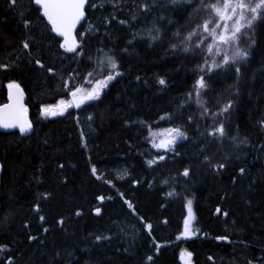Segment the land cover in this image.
Here are the masks:
<instances>
[{
  "label": "trees",
  "instance_id": "1",
  "mask_svg": "<svg viewBox=\"0 0 264 264\" xmlns=\"http://www.w3.org/2000/svg\"><path fill=\"white\" fill-rule=\"evenodd\" d=\"M212 1L88 0L67 53L32 0H0V105L18 85L33 124L0 132V264H264V19L246 59L203 72L187 32ZM155 127L185 133L157 162Z\"/></svg>",
  "mask_w": 264,
  "mask_h": 264
},
{
  "label": "snow or ice",
  "instance_id": "2",
  "mask_svg": "<svg viewBox=\"0 0 264 264\" xmlns=\"http://www.w3.org/2000/svg\"><path fill=\"white\" fill-rule=\"evenodd\" d=\"M15 3V0H12ZM35 2L43 8V15L47 18L48 22L52 25V30L58 35L64 38V44L61 47L67 51H76V37L73 35L76 25L84 17V9L86 0H35ZM176 0H173L175 3ZM203 3V0H202ZM204 8L210 13L209 18L202 24H198V28H202L203 32L207 33L214 41L221 45H228L235 48V51L231 57L225 55L223 62L225 64L236 62L238 60L246 59L247 52L239 47V40L242 29L252 28L258 19H264V0H258L255 5L249 3L248 0H216L215 3L205 4ZM215 17V19L213 18ZM231 22V23H229ZM26 26H27V22ZM219 30V31H218ZM195 31L189 33L187 39H191L193 35H196ZM199 46V45H197ZM24 47L27 48L28 44L25 43ZM208 51H212V47H208ZM108 64L112 69L117 68V64L114 59L108 57ZM239 72V68H237ZM119 75V73H116ZM91 75V73H89ZM115 77L111 74L107 75L103 80H97L95 87L91 91L83 88H76L71 92L72 100L70 102L60 101L61 105L71 107L73 104L79 107L85 101L98 99L101 90L107 86V83L113 80ZM91 83V81H89ZM160 84H164V80L159 81ZM198 88L205 87L203 78L197 82ZM9 88H16V95L10 92L9 100L12 103L0 108V127L2 128H19L21 133L29 131L32 125L27 121L25 113L26 109L20 104L21 93L18 85L10 84ZM197 96L199 92L197 91ZM231 105L226 106L223 111H227ZM55 115L56 113L51 109H45V114ZM176 136H183L184 133L179 129L173 130ZM221 136L224 135V127L221 125L215 129ZM214 134V133H213ZM174 139H170L160 146L164 147L174 143ZM163 159V157H161ZM62 167V166H61ZM223 167V165H220ZM95 171V170H93ZM188 175V171L183 173ZM191 201H189V213L191 214ZM43 219V217H41ZM149 227H151L149 225ZM185 227L187 230V221H185ZM189 255H191L189 253Z\"/></svg>",
  "mask_w": 264,
  "mask_h": 264
},
{
  "label": "rangeland",
  "instance_id": "3",
  "mask_svg": "<svg viewBox=\"0 0 264 264\" xmlns=\"http://www.w3.org/2000/svg\"><path fill=\"white\" fill-rule=\"evenodd\" d=\"M215 2H216V0H213L211 3H215ZM248 2L255 5V3L258 2V0H248ZM209 15H210V13L208 11L205 14H204V12L203 13L201 12V13H199L197 20L195 22H197V25L202 24L206 19L209 18ZM213 18L215 19V17H213ZM229 23H231V22H229ZM193 31H195L197 34L193 35L191 38L198 40V44L202 45V48H203L202 51H204L205 58L201 62V68H202L203 72H210V71H213L214 69L216 70V68H219L220 66L225 67L229 63L234 64V65H237L240 63L241 60H238L234 63L230 61L227 64H225L223 62V57L225 55H227L229 57H231L233 55V53L235 51L234 47L228 46V45L218 44L210 36H208L207 33L203 32L202 28H198V27H193V28L189 29V31L187 32V37H188L189 33L193 32ZM251 33H252V31L249 28L242 29L240 40L238 42L239 47L246 52L249 51L251 43H252ZM209 46L212 47L211 52L208 51ZM72 91H75V90H72ZM72 91L67 92L66 97L57 100L53 105H49V106L43 105L41 107V110L43 112V117L49 118V117L58 116V115L63 116L65 114H67V112L69 110H71L73 108V106L75 108H77V106H75V104H73L71 107H66V106L60 104V101H62V100L65 102H70L72 100V96H71ZM197 91L199 92L201 90L198 88H196L194 90V96H196V97H197V94H196ZM45 109H51L56 114L53 115V114H51V112L49 114H45ZM174 129H179V128L163 129V128L155 127L154 129H152L150 131V133L148 135V141H149L151 148L156 152V156H154V159H153L154 162L161 160V157H164L165 153L168 152L169 150H171L177 141L185 138V133L182 130L179 129L180 132L184 133V135L183 136H176V133L173 131ZM173 138H175L174 143L167 145V146H164V147L160 146L162 143H165L168 140L173 139ZM190 231H191V237H192L194 235L193 230H192V224L190 225ZM181 261H182V264H192L191 257H189V254H187L185 252L183 253Z\"/></svg>",
  "mask_w": 264,
  "mask_h": 264
},
{
  "label": "water",
  "instance_id": "4",
  "mask_svg": "<svg viewBox=\"0 0 264 264\" xmlns=\"http://www.w3.org/2000/svg\"><path fill=\"white\" fill-rule=\"evenodd\" d=\"M87 3H88V0H86V2H85L84 17L76 25V27L74 29V32H73V35L76 37V44H77L76 51L79 48V40L77 38L76 32H77L78 28L80 27V25L83 24V22L86 20V7H87ZM32 4H33V6L35 8H37L39 10L40 17L44 20L45 24L49 27L52 35L55 36L57 39L60 40V45L64 44V38L62 36L58 35L55 31L52 30V25L48 22L47 18L43 15V8L41 7V5L37 4L35 2V0H32ZM62 49L65 52H67V53H73V52L67 51L63 47H62ZM76 51H74V52H76ZM19 90H20V93H21L20 104H22L23 108L26 109L25 108V103H24V94H23V92H22V90L20 88H19ZM10 92L13 94V96H15L17 90H16V88L10 89L9 86L6 88V101L3 104L0 105V108H3L5 105H7L9 103H12V101L9 100V94H10ZM25 116H26L27 121L32 125V127H31V129L29 131H27L25 133H21L18 127L17 128H2V127H0V132L1 133H10V132L16 131V132H19L22 135H28V134H30L33 131V124L31 122V119H30V116L28 114L27 109H26ZM1 174H2V165L0 163V178H1ZM185 221H187V230H186V227H185ZM191 221H192V218H191L190 214L188 213L187 216L183 220L182 231H181V234L179 236V240H186V239L191 238V231H190Z\"/></svg>",
  "mask_w": 264,
  "mask_h": 264
}]
</instances>
